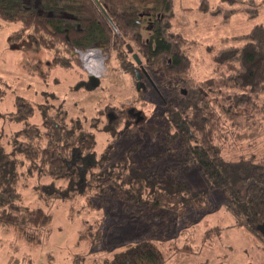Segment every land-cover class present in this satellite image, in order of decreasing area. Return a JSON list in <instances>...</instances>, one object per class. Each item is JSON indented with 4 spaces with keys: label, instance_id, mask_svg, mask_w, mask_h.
<instances>
[{
    "label": "rangeland",
    "instance_id": "1",
    "mask_svg": "<svg viewBox=\"0 0 264 264\" xmlns=\"http://www.w3.org/2000/svg\"><path fill=\"white\" fill-rule=\"evenodd\" d=\"M199 3L200 0H171V11L165 12L164 21L169 22L173 42L177 45L182 41L179 47L190 60L188 68L174 78L177 91L172 94L166 86L167 81L161 82L154 70H150L153 84L146 91L137 90L136 78L120 66L112 41H109L106 53L88 50L101 57L99 86L88 90L80 83V79H87L88 70L83 58L88 52L86 49L79 55L74 50L66 55L63 54L66 48L62 46L59 54L58 51L54 54L58 61L56 65L53 52L34 45L30 32L13 33L19 23L0 18V147L10 151L13 137L19 130L41 122V112L37 108L26 119L10 117L15 111L17 96L31 104H45L43 111L52 118L61 107L66 111L68 125L77 123L82 130L92 132L96 140L94 155H88L80 164L81 177L70 199L43 198L37 188L49 183L50 178L35 173L28 176L26 167L24 171L20 169L22 172L19 171L16 182L19 201L26 206L42 208L51 215V221L39 243L24 240L13 226L0 222V264H72L73 257L78 254L79 264H100L102 257H109L124 248L126 242L148 238L159 245L163 264H264V240H251L242 227L235 226L220 191L209 189L208 181L197 166L183 167L181 162L166 154L151 163L148 169L161 172L165 166H171L176 169L177 179L191 191L209 189L204 210L190 209L179 218L169 215V218H162L155 212L142 211V216L130 219L119 202L97 200V204L94 201L90 205L87 197L81 195L85 188L84 171L103 149L112 147L114 150L109 152L112 158L128 153L138 166H143L149 154L160 149L156 123L167 102L177 103L181 97L194 100L206 94L207 104L215 110L216 118L218 104H226L223 98L232 95L230 91L220 89L217 83L212 85L216 77L221 74L224 77L228 72L226 65L216 67L214 54L221 47L240 45V35L256 24L264 25V0H207V12L199 10ZM163 8L164 5L158 2L157 8L152 6L149 10L164 12ZM142 28L145 36L147 31L143 25ZM16 40L19 43L26 41L29 46L11 48ZM63 55L68 59L60 60ZM209 84L213 89L208 87ZM261 97L259 102L264 100V94ZM132 106L143 118L126 124L124 115L113 127L114 117L110 118L108 114L120 109L126 114ZM257 114L262 117L254 122ZM244 117L237 122L220 117L218 123L214 119L216 133L210 138L226 159L252 156L256 160L264 159V107L248 112ZM88 175L89 171L86 177ZM64 182L56 184L63 183V186ZM101 216L100 243L90 247L86 240H80V234L86 222L95 224Z\"/></svg>",
    "mask_w": 264,
    "mask_h": 264
},
{
    "label": "trees",
    "instance_id": "2",
    "mask_svg": "<svg viewBox=\"0 0 264 264\" xmlns=\"http://www.w3.org/2000/svg\"><path fill=\"white\" fill-rule=\"evenodd\" d=\"M136 1L46 0L43 11L38 13L32 7L27 8L22 0H0V18L19 23L13 33L30 32L34 45L53 52L56 65L58 61L54 54L57 51L59 54L62 46L66 48L63 54L69 55L76 48L90 46L94 40L105 36L113 42L116 58L125 72L134 75V69H139L138 59L145 68L156 71L161 82L167 81L166 86L170 87L172 94L177 91L174 78L188 68L190 60L179 47L182 43L180 36L176 35L181 41L176 45L169 32V22L166 24L164 21L167 17L165 12L171 11V0ZM158 2L164 5V12L155 13L158 20L151 33L147 31L144 36L142 24L137 21L138 15L152 12L149 9L152 6L157 8ZM49 10L52 13L50 17L46 14ZM61 10L79 13L90 20H85L82 23L84 30L78 32L72 22L65 23V19L58 16ZM199 10H209L207 0H200ZM240 37V45L221 47L214 54L216 67L226 65L228 72L224 77L222 74L216 77L212 85L217 83L220 89L232 93L223 98L226 104H218L216 118L215 110L207 104L206 94L194 100L181 97L177 103L167 102L156 123L160 149L149 154L143 166L136 165L128 153L110 157V150H114L112 147L103 149L97 158L93 157V162L84 171L85 188L81 190V195L88 199L87 204L94 201L97 204V200L119 202L130 219L142 216V211L155 212L162 218H169L167 215L179 218L190 209L204 210L209 189H217L226 209L234 217L235 226L242 227L251 240H264V234L257 228L264 222V159L256 160L253 156L226 159L210 138L216 129L214 119L218 123L220 117L236 119L237 122L246 118L244 116L248 112L264 107V100L259 102L264 94V25L256 24ZM66 55L60 60H67ZM208 87L212 88L210 84ZM44 107L43 103L31 104L17 96L15 111L10 113V117L26 119L37 108L41 112V122L19 130L13 137L10 151L0 147V222L13 226L24 240L31 243L43 240L51 215L40 207L21 204L16 183L20 172L26 167L28 176L35 173L50 178L49 183L37 188L43 198L70 199L81 177L80 164L88 155H94L96 145L92 132L82 130L77 123L68 125L65 122L67 114L64 109L60 107L52 118L43 111ZM114 113L113 127L121 118L129 117L127 110L126 114L123 109ZM258 117H262L261 114H257L253 121L256 122ZM163 154L181 162L183 167L197 166L208 181L209 189L191 191L177 179L176 169L171 166H165L161 172L148 169ZM74 157L78 158L73 160ZM59 181H65V184L57 185ZM101 219L102 216L98 217L95 224L86 222L80 234V240H86L90 247L100 243ZM78 255L73 257L72 264H79ZM163 262L159 245L151 238L128 241L124 248L100 259V264Z\"/></svg>",
    "mask_w": 264,
    "mask_h": 264
},
{
    "label": "flooded vegetation",
    "instance_id": "3",
    "mask_svg": "<svg viewBox=\"0 0 264 264\" xmlns=\"http://www.w3.org/2000/svg\"><path fill=\"white\" fill-rule=\"evenodd\" d=\"M22 1L24 2V4L27 5V8L32 7L34 9H36L38 11V13H41L43 11L44 7L46 6V0H22ZM46 14H47L48 17L52 16V13H51L50 10L46 11ZM60 15H61L62 18L65 19V23L68 22V21L72 22L78 32H82L84 30V27H83L82 23L85 20H90V18H88L87 16L81 15L79 13H67L64 10H61L59 12L58 16H60ZM157 20H158V14H155V13L150 12V11L149 12H141V13H139L138 18H137V21L140 24L143 25L144 30H146V31H148L150 33H151V30L154 28V25L157 22ZM16 44H20L19 45V47H20L21 45H25V44H28V43L26 41H21V43H19L18 40H16ZM108 45H109V40H108L107 37L104 36V38H98V39L94 40L92 45H90V46H87V47H84V48H80V47L76 48L75 52H76V55H79V53L82 52L85 49L87 51L89 49H94L97 52L106 53L107 49L109 47ZM83 58H84V66L85 67H86V65H85L86 61L88 62V61H91V60H95V62L97 63V69H100V70H96L97 72H93V73L99 74L101 72V66H98L101 63V57L99 55L96 56L94 52L88 51L87 53H85L83 55ZM137 64L139 66V69H138V71H136L134 69V76H135V74L139 75V79L141 81L140 88H142V90L146 91L148 89L149 85L151 86L153 84L152 81H151L152 79H151V75H150L151 74L150 73L151 69L145 68L144 64L141 61L137 62ZM86 69H87V67H86ZM89 72H91V71H89ZM136 82H137V80L135 81V85H136ZM80 83L83 84L84 88H86L88 90H91L89 88L90 84L88 82V76H87L86 80H83V79L81 80L80 79ZM180 91L181 92L183 91L185 93L184 89H180ZM132 107H133V109L128 108V110H127L129 117L127 119H124V120H126L125 122L130 123V124H132V122L135 121L134 117L136 116V111H137V110L134 109V106H132ZM109 115H111V117H115L116 116L115 113H109L108 116Z\"/></svg>",
    "mask_w": 264,
    "mask_h": 264
},
{
    "label": "water",
    "instance_id": "4",
    "mask_svg": "<svg viewBox=\"0 0 264 264\" xmlns=\"http://www.w3.org/2000/svg\"><path fill=\"white\" fill-rule=\"evenodd\" d=\"M25 46H29V44H25ZM10 47L11 48H18L19 47V44H16V43H13V44H11L10 45ZM137 59V58H136ZM137 62H140V60H138L137 59ZM88 75V82H89V88L90 89H94V88H96L98 85H99V83H100V75L99 74H95V73H93V72H89L88 71V73H87ZM135 78H136V80H137V82H136V89L137 90H139V88H140V86H141V81H140V79H139V75L138 74H135ZM143 84V83H142ZM132 109V108H131ZM130 110V109H129ZM136 115H137V117H136V119H135V121L136 122H138L139 120H141L143 117L140 115V111H136ZM109 117L111 118V115H109ZM109 118V119H110ZM257 228L259 229V231L262 233V234H264V222L263 223H261V224H259L258 226H257Z\"/></svg>",
    "mask_w": 264,
    "mask_h": 264
},
{
    "label": "bare ground",
    "instance_id": "5",
    "mask_svg": "<svg viewBox=\"0 0 264 264\" xmlns=\"http://www.w3.org/2000/svg\"><path fill=\"white\" fill-rule=\"evenodd\" d=\"M85 65L87 67V69L91 72H97V63L95 62V60H91V61H86Z\"/></svg>",
    "mask_w": 264,
    "mask_h": 264
}]
</instances>
